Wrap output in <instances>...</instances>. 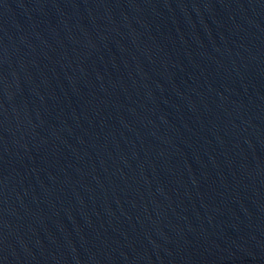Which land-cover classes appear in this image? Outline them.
I'll list each match as a JSON object with an SVG mask.
<instances>
[{"label": "water", "instance_id": "95a60500", "mask_svg": "<svg viewBox=\"0 0 264 264\" xmlns=\"http://www.w3.org/2000/svg\"><path fill=\"white\" fill-rule=\"evenodd\" d=\"M0 264H264V0H0Z\"/></svg>", "mask_w": 264, "mask_h": 264}]
</instances>
